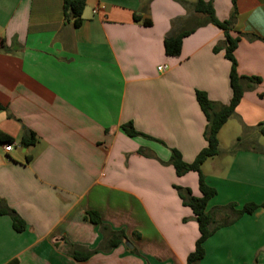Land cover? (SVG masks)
<instances>
[{"label": "crops", "instance_id": "0c3cea01", "mask_svg": "<svg viewBox=\"0 0 264 264\" xmlns=\"http://www.w3.org/2000/svg\"><path fill=\"white\" fill-rule=\"evenodd\" d=\"M203 1L220 21L235 3L238 73L261 79L245 84L219 132L221 155L202 166L217 191L207 211L223 223L232 213L221 208L264 204V0ZM196 2L86 0L74 27L64 0H0V134L14 140L9 153L0 140V209L25 223L18 233L0 214V264H187L200 232L176 187L201 197L199 177L177 176L171 151L192 163L207 147L196 91L223 105L232 97L224 32ZM191 29L180 55L167 56L165 38ZM128 123L141 136H127ZM26 131L35 145L19 144ZM88 212L125 240L114 246ZM203 247L199 264H264V209Z\"/></svg>", "mask_w": 264, "mask_h": 264}, {"label": "trees", "instance_id": "16d2710c", "mask_svg": "<svg viewBox=\"0 0 264 264\" xmlns=\"http://www.w3.org/2000/svg\"><path fill=\"white\" fill-rule=\"evenodd\" d=\"M86 5V0H64V14L66 19H72L74 27H80L82 24V14ZM234 9L232 18L226 21H220L217 19L212 2H204L203 0H197L194 5L195 11L205 14L207 17L206 23H212L224 32L225 35V58L231 63V70L229 75V83L232 91V97L228 104L223 105L211 101L207 94L202 91H196V100L203 112L207 125L204 131V138L207 142V147L204 148L195 158L192 163H186L183 161L180 153L176 150H172L171 165H173L177 176H183L189 172H196L199 177V190L201 197L193 196L192 192L188 188L176 187V190L181 198L184 206L189 207L198 223L200 237L196 243L195 250L188 256L187 264H199V262L205 257L204 243L212 236L216 230L222 226L232 224L235 220L243 216L244 214H252L259 208L264 209V204H247L241 210H236L235 205H228L224 209L230 211L231 217H228L223 223H217L214 215L207 211L209 201L217 194L215 188L209 186L206 183L205 176L202 173V166L209 159L218 157L221 155L220 144L218 135L222 127L229 121V119L235 114V110L242 100L245 84H260L261 79L259 77L242 76L238 73V63L235 58V51L241 40V35L233 37L231 32L233 31V22L236 15L235 3H233ZM137 22L142 21L141 17H136ZM150 19H144L142 24L144 26L151 25ZM194 29L183 31L176 35H168L164 41L165 53L167 56H179L181 53L183 39L189 36ZM217 52L218 49H215ZM125 134L129 137L141 136L134 128L132 123L123 125L122 127ZM258 129L261 135H264V122L258 125ZM0 140L5 143H13L14 140L6 135L0 134ZM37 142L36 135L32 132L26 131L24 137L19 144L24 147H30ZM1 204V202H0ZM0 214L8 215L13 222V228L16 232L21 233L25 229V223L17 215L16 212L9 209L7 206L0 209ZM87 220L92 224L100 226L103 234H109L111 239L116 240L114 246H117L120 242L125 240V234L120 232L111 231L105 226L99 214L96 212H88ZM91 255V252L86 254H75V258L79 261L86 260ZM16 264V261L9 263Z\"/></svg>", "mask_w": 264, "mask_h": 264}, {"label": "built area", "instance_id": "2783aa9c", "mask_svg": "<svg viewBox=\"0 0 264 264\" xmlns=\"http://www.w3.org/2000/svg\"><path fill=\"white\" fill-rule=\"evenodd\" d=\"M95 13H96V10L94 11ZM164 69H165V67H163V66H160V67H158V70L159 71H164ZM13 144L11 143H5V145H4V150H5V152L6 153H9V152H11L12 150H13Z\"/></svg>", "mask_w": 264, "mask_h": 264}, {"label": "rangeland", "instance_id": "374dc122", "mask_svg": "<svg viewBox=\"0 0 264 264\" xmlns=\"http://www.w3.org/2000/svg\"><path fill=\"white\" fill-rule=\"evenodd\" d=\"M235 126H234V124H233V122L232 121H230L229 122V126H226V128H225V134H227V131H230V132H235ZM237 146V145H236ZM235 148V147H234Z\"/></svg>", "mask_w": 264, "mask_h": 264}]
</instances>
